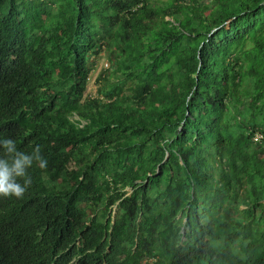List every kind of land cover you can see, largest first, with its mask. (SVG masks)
Listing matches in <instances>:
<instances>
[{"label": "trees", "instance_id": "16d2710c", "mask_svg": "<svg viewBox=\"0 0 264 264\" xmlns=\"http://www.w3.org/2000/svg\"><path fill=\"white\" fill-rule=\"evenodd\" d=\"M0 136V264H264V0H0Z\"/></svg>", "mask_w": 264, "mask_h": 264}, {"label": "clouds", "instance_id": "9594fccd", "mask_svg": "<svg viewBox=\"0 0 264 264\" xmlns=\"http://www.w3.org/2000/svg\"><path fill=\"white\" fill-rule=\"evenodd\" d=\"M34 164L41 169L48 164L39 144L32 146L31 151H24L17 147L13 138L0 136V197H21L31 184L28 170ZM70 167L74 169L73 163H70ZM114 216L115 206L111 209L112 220Z\"/></svg>", "mask_w": 264, "mask_h": 264}, {"label": "rangeland", "instance_id": "374dc122", "mask_svg": "<svg viewBox=\"0 0 264 264\" xmlns=\"http://www.w3.org/2000/svg\"><path fill=\"white\" fill-rule=\"evenodd\" d=\"M203 3L207 4L208 0H203ZM201 9L203 12L207 11L206 9H204V7ZM109 68H110V63L108 62L106 53L101 52L100 57L95 60L94 66L92 67V70L90 71L88 75V80H87V84H86L85 92H84L85 97H88V98L96 97L97 89L102 83L101 80L97 78L98 76H102V77L107 76V71ZM128 193H130V190H128ZM262 217L264 218V213L262 214Z\"/></svg>", "mask_w": 264, "mask_h": 264}, {"label": "built area", "instance_id": "2783aa9c", "mask_svg": "<svg viewBox=\"0 0 264 264\" xmlns=\"http://www.w3.org/2000/svg\"><path fill=\"white\" fill-rule=\"evenodd\" d=\"M260 139H262V134H259V133L254 134V137H253L254 142L259 141Z\"/></svg>", "mask_w": 264, "mask_h": 264}]
</instances>
